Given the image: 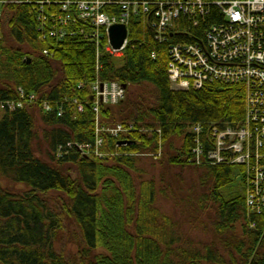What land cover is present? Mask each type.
<instances>
[{
  "label": "trees",
  "instance_id": "trees-1",
  "mask_svg": "<svg viewBox=\"0 0 264 264\" xmlns=\"http://www.w3.org/2000/svg\"><path fill=\"white\" fill-rule=\"evenodd\" d=\"M2 8L0 264H264V214L247 207L242 167L197 163L193 153L199 139L205 150L213 146L214 124L243 120L244 85L211 80L201 88L182 89L171 81L175 64L170 45L202 42L210 26L222 19L216 7L199 17L197 26L194 18L181 15L163 39L147 17L133 15L120 56L107 51L104 28L98 39L91 23L70 20L65 28L73 34L43 39L34 4L8 3ZM106 11L115 14L120 7L110 3ZM97 80L126 85L125 99L100 104V133L92 97ZM144 85L152 86L154 101L133 90ZM22 94H36L53 109L6 105ZM119 124L124 131L118 135L107 130ZM198 124L199 134L192 128ZM98 134L102 156L81 152L77 145L95 153ZM146 154L163 165L201 171L203 192L196 202L200 209L211 203V243L197 248L182 242L177 222L157 203L156 180L145 177L140 166ZM2 180L25 190L4 187ZM50 194L58 195L57 204L49 201ZM64 216L80 230L73 236L79 248L74 259L54 247Z\"/></svg>",
  "mask_w": 264,
  "mask_h": 264
},
{
  "label": "built area",
  "instance_id": "built-area-1",
  "mask_svg": "<svg viewBox=\"0 0 264 264\" xmlns=\"http://www.w3.org/2000/svg\"><path fill=\"white\" fill-rule=\"evenodd\" d=\"M8 3L34 4L39 10V30L43 39H62L73 34V31L65 28L70 20L91 23L94 28L92 35L98 39L101 37L100 30L104 28L108 38L106 49L116 56L122 55L128 39L121 49L113 48L109 41V28L114 24L128 26L133 15H143L149 19L158 37L163 39L164 33L175 26L181 15L194 18L197 26L199 17L210 14L211 6L216 7L222 19L210 26L202 42H176L170 45V57L175 64L171 81L173 86L182 89L201 88L211 80L244 85L246 114L243 120L236 125L222 127L214 124L211 128L213 146L205 150L199 139L193 153L197 163L241 166L247 207L254 213L264 214V0H0V17L4 13L2 6ZM110 3L118 4L120 11L108 13L106 5ZM48 21L52 23L49 27L46 26ZM44 52L47 53V50ZM92 91L97 112V132L100 133L104 129L99 126L100 104L121 101L125 90L118 82L97 80ZM22 97L18 101H8L6 105L14 109L38 104L45 112L53 109L50 101L40 102L36 94ZM79 109H82L81 104ZM58 111L62 115L63 110L60 108ZM192 128L198 134L202 131L200 124ZM107 130L118 135L124 128L119 124ZM102 143L103 139L98 138L97 147ZM79 148L84 153L88 152L85 145ZM95 153L102 156L99 148Z\"/></svg>",
  "mask_w": 264,
  "mask_h": 264
},
{
  "label": "rangeland",
  "instance_id": "rangeland-1",
  "mask_svg": "<svg viewBox=\"0 0 264 264\" xmlns=\"http://www.w3.org/2000/svg\"><path fill=\"white\" fill-rule=\"evenodd\" d=\"M152 89V86L149 85L133 87V90L136 91V94L147 100V102L152 100L154 101ZM125 97L126 93L122 99H125ZM117 103L118 102H109L107 104L115 105ZM40 107L43 110V107ZM1 114L2 109L0 108V115ZM41 126L42 122L39 121L38 129L40 131L42 129ZM98 138H100L99 134L97 136V139ZM96 142L94 150L100 146L99 145L97 147ZM79 146L80 145H77L78 148ZM81 152L83 151L81 150ZM90 154L96 153H90V151L86 153V155ZM157 159L159 158L152 154L143 155L140 166L146 171L145 177L154 178L158 187L160 188V192L157 197V203L159 207L163 212H165L168 216L172 217L175 222H177L179 231L183 237L182 242L184 244L188 243V245H192L197 248H203L206 244L211 243L214 239V220L210 217L211 215L213 216V209L209 207L211 203H205L206 207L200 209V204L196 202L198 195H200L199 193L202 191V182L200 178L201 171L194 167H170L168 165H163L160 160ZM1 185L4 187H10L15 191L25 190L24 185H9L3 180L1 181ZM162 189L166 190L165 194L161 192ZM227 190V192L231 191L229 188ZM58 198V195L50 194L49 201L53 204H57L59 201ZM53 204L52 207L54 210L58 209L59 212L60 207ZM63 220L64 228L61 230L60 239L54 241V247L58 252L63 253L67 258L74 259L77 256L79 248L77 246L78 241H73V238L76 239V237L73 236H76L78 233H80V230L72 219L64 216ZM238 232L241 233L240 227Z\"/></svg>",
  "mask_w": 264,
  "mask_h": 264
},
{
  "label": "water",
  "instance_id": "water-1",
  "mask_svg": "<svg viewBox=\"0 0 264 264\" xmlns=\"http://www.w3.org/2000/svg\"><path fill=\"white\" fill-rule=\"evenodd\" d=\"M128 38V27L125 24H114L109 28V41L115 49H121ZM103 83L101 87L103 88ZM126 88V85H122Z\"/></svg>",
  "mask_w": 264,
  "mask_h": 264
}]
</instances>
